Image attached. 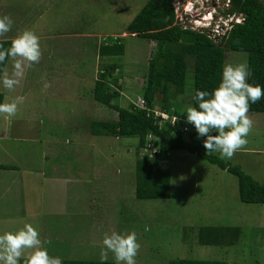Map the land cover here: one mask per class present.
<instances>
[{
	"label": "rangeland",
	"instance_id": "obj_1",
	"mask_svg": "<svg viewBox=\"0 0 264 264\" xmlns=\"http://www.w3.org/2000/svg\"><path fill=\"white\" fill-rule=\"evenodd\" d=\"M147 1L0 0V16L14 21L0 39L11 40L31 29L40 38L42 53L14 90L0 82L2 103L24 97L15 117L0 114V164L13 166L0 168V234L30 223L42 241H50L45 245L49 255L61 259L101 260L103 235L116 230L137 234L136 264H169L177 258L264 264V204L242 202L235 175L195 153L173 149L161 166L170 173L169 197L139 199L134 194L137 138L90 133V120L117 116L107 104L94 100L100 68L115 64L119 75L118 86H110L117 95L110 90L108 103L126 107L142 94L155 42L131 35L127 26ZM183 1H190L198 15L211 10L213 2L220 9L229 5L228 0ZM209 17L204 16L207 22ZM216 23L223 25V20L216 18L208 29ZM65 31L71 33L59 34ZM110 36L122 37L124 53L99 57L98 43H108ZM243 62L246 52L225 51L224 64ZM5 70L11 74V58ZM185 92H192L191 62ZM175 105L191 125L184 113L191 103L180 98ZM248 115L253 127L247 150L231 159L216 154L262 183L264 112ZM209 225L238 227L237 240L199 243L197 231ZM107 260L117 264L112 253Z\"/></svg>",
	"mask_w": 264,
	"mask_h": 264
},
{
	"label": "trees",
	"instance_id": "obj_2",
	"mask_svg": "<svg viewBox=\"0 0 264 264\" xmlns=\"http://www.w3.org/2000/svg\"><path fill=\"white\" fill-rule=\"evenodd\" d=\"M30 3V2H29ZM234 14L241 17L238 22H232L231 27L221 35L208 31L185 29L175 22L172 0H148L141 10L128 24V32L153 40L155 48L151 54L145 84L141 97L146 107L140 108L130 103L128 106L110 104L107 94L111 85L118 86L119 75H116V65H104L100 68L93 86L94 100L107 104L114 109L117 116L114 119H92L89 130L93 135L104 136H135V186L134 194L139 199L167 198L170 195V173L162 168L169 150H186L195 153L202 160L215 164L236 176L238 182V197L242 202L264 204V182H258L245 173L239 165L221 159L216 152L207 153L203 147L205 137L198 138L194 126L183 120L176 101L187 100L193 107H198L194 99L195 91L211 92L220 80L224 65L226 50H239L247 53L249 76L247 82L264 89V0H229V6L224 14ZM108 43L99 44L100 57L122 55L124 43L121 36H110ZM10 39H0L5 48L10 47ZM7 59L0 63V78ZM192 64V92L186 94L185 79L188 63ZM118 89V88H117ZM160 95V100H157ZM181 95V97H179ZM3 94L0 92V103ZM175 114L174 124L160 121L153 115L155 106ZM249 112H264V97L250 105ZM186 125V128H182ZM215 134V133H213ZM152 136L153 146L141 151L147 142V136ZM0 168H13L12 165L0 164ZM238 227L230 225L202 226L197 231L198 242L201 244H226L236 239ZM237 240V239H236ZM21 258L19 264H23ZM62 264H115L109 260L61 259ZM169 264H236L232 260L171 259Z\"/></svg>",
	"mask_w": 264,
	"mask_h": 264
},
{
	"label": "clouds",
	"instance_id": "obj_3",
	"mask_svg": "<svg viewBox=\"0 0 264 264\" xmlns=\"http://www.w3.org/2000/svg\"><path fill=\"white\" fill-rule=\"evenodd\" d=\"M214 5L215 2L211 10L204 12L203 15L197 14V17L207 21L204 16L210 13L208 22L211 23L220 16L219 20H223L222 26H224L225 19L231 15L224 14L228 7L220 9L219 6L214 7ZM201 10L204 9L201 7ZM236 17L232 22L241 20L240 16L236 15ZM13 23L10 16H0V37H5L11 31ZM41 55L40 38L31 29L18 32L11 39L10 47L5 48L3 43H0V63L7 58H11L13 62L11 74L5 70L0 79L3 87L9 91L14 90L26 70L39 63ZM249 74L247 62L225 63L219 84L211 92L196 90L194 99L198 107L190 105L186 107L184 113L187 122L194 126L198 138H206L203 140V147L207 153L219 152L223 158L231 159L237 151L247 150V137L253 127L248 115L250 105L264 97V89L247 82ZM48 87L50 85L45 82L44 88ZM23 101V96H17L10 102L0 103V114H5L9 119L15 117L18 106ZM48 243L50 241H42L39 238L38 230L30 223H24L23 227L15 232L5 231L0 234V264H19L21 258L25 257L26 250L28 251L23 264H62L60 257L49 255L45 247ZM102 246L100 251L102 261L107 260L109 253H112L117 264H136L135 258L140 244L135 232L112 230L110 234L103 235Z\"/></svg>",
	"mask_w": 264,
	"mask_h": 264
},
{
	"label": "built area",
	"instance_id": "obj_4",
	"mask_svg": "<svg viewBox=\"0 0 264 264\" xmlns=\"http://www.w3.org/2000/svg\"><path fill=\"white\" fill-rule=\"evenodd\" d=\"M172 6L175 13V22L181 25L185 29H191L195 31H208L212 33L213 37L215 35H221L225 33L227 29L231 27V22L233 20H236V15H228L225 19L224 26L217 24L214 27H211V30L208 29V25L210 22L203 21L199 17H197L198 11L193 8V5L190 4V1H187V3H184L183 0H172ZM220 16H218V19ZM207 22V23H206ZM131 35L135 33H130ZM104 41V39L102 40ZM134 104L137 107L144 108L146 107V102L143 97L138 96L137 101L134 102ZM153 115L155 117H160L159 120L162 121H168L171 124H174L177 116L170 115L168 112H165V110L161 109H153ZM187 126L184 125L182 128H186ZM152 136H147V142L144 147L141 148V151H145L147 148H151L152 152H157L158 149L152 145Z\"/></svg>",
	"mask_w": 264,
	"mask_h": 264
},
{
	"label": "crops",
	"instance_id": "obj_5",
	"mask_svg": "<svg viewBox=\"0 0 264 264\" xmlns=\"http://www.w3.org/2000/svg\"><path fill=\"white\" fill-rule=\"evenodd\" d=\"M29 2H30V1H29ZM76 32H77V31H76ZM68 33H71V32H70V31H65V32H61V33H59V34H60L61 36H63V35H67ZM78 33H79V32H78ZM51 34H53V33H51ZM54 35H55V34H54ZM12 38H13V37H12ZM12 38H11V39H12ZM53 48L55 49L56 47L54 46ZM53 48H52V49H53ZM96 48H97V49H96L97 55L99 56V53H98L99 43H98V45H97ZM98 56H97V57H98ZM48 57L50 58V57H53V56L48 55ZM99 57H100V56H99ZM7 59H8V58H7ZM6 62H7V61H6ZM5 67H6V64H5ZM5 67H4V70H5ZM55 71L60 72V71H59V68H57V67L55 68ZM4 132L7 133V128L4 129Z\"/></svg>",
	"mask_w": 264,
	"mask_h": 264
}]
</instances>
